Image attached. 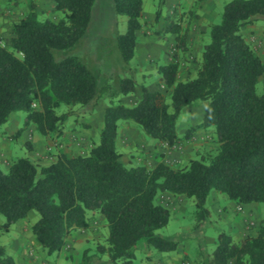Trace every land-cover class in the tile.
<instances>
[{
  "label": "trees",
  "instance_id": "obj_1",
  "mask_svg": "<svg viewBox=\"0 0 264 264\" xmlns=\"http://www.w3.org/2000/svg\"><path fill=\"white\" fill-rule=\"evenodd\" d=\"M27 1L26 14L10 24L9 36L0 37V127L13 113L24 111L23 125L12 138L34 126L40 136L55 142L63 136L75 106L95 105L105 97L108 104L99 140L87 153L59 150L47 163L20 156L6 171L0 165L3 229L36 211L39 217L31 231L36 244L51 255L63 248L74 230L87 229L93 213H100L107 235L97 244V253L89 256L85 251L81 264H132L142 239L161 252L178 248L177 241L157 234L170 219L169 208L157 200L162 192L193 198L197 226L209 216L206 202L212 190L238 205L264 203V90H257L264 60L243 31L264 17V0L227 2L221 21L209 25L210 41L194 74L185 79L179 72L189 50L187 28L176 21L175 8L160 31L176 35L171 60L158 66L165 91L143 86L132 105L121 96L136 88L129 63L135 56L137 31L143 27V0H112L114 11L127 17V30L117 35L116 45L129 73L123 71L115 82H101L100 71L78 55L56 56L84 36L95 0H51L53 10L63 13L59 20H39L36 3ZM159 17L157 10L156 20ZM204 102L200 122L180 132L181 112ZM63 105L68 110L59 112ZM122 121L169 146L212 128L216 152L191 158L180 167L164 161L151 167L127 166L117 145ZM211 262L264 264V214L254 234L234 240L221 233ZM0 264H17L1 241Z\"/></svg>",
  "mask_w": 264,
  "mask_h": 264
},
{
  "label": "rangeland",
  "instance_id": "obj_2",
  "mask_svg": "<svg viewBox=\"0 0 264 264\" xmlns=\"http://www.w3.org/2000/svg\"><path fill=\"white\" fill-rule=\"evenodd\" d=\"M12 8H6L7 16L6 23L10 25L13 21L22 18L27 11V0H9ZM231 0H191L189 6L181 4L176 5V21L180 22L183 29L187 28V35L193 27L201 26L200 31L190 38L188 42L189 50L184 57L181 58V66L179 76L181 79L192 76L197 67L198 59H200L204 45L210 41L209 25L219 23L222 18L224 5ZM37 5L39 20L51 18L59 20L63 17L61 11L53 10V2L51 0H34ZM168 0H143L142 17L144 34H150L154 38L159 39L163 35V44L166 45L167 36L161 33V28H157V22L154 18L157 10L160 14H166L170 8ZM9 9V11H8ZM13 10V11H12ZM175 10V9H174ZM174 12V11H173ZM208 12V13H207ZM172 15V14H171ZM168 16H165L166 19ZM164 19V20H165ZM5 24V23H4ZM165 24V23H164ZM4 29L0 31V37L6 38L8 35ZM127 30V17L123 14H118L114 11L112 0H95L92 9V16L88 30L84 36L72 47L57 51L58 58L68 55H78L86 60L94 70L100 71L101 82L106 78L117 80V75L123 76L128 71L124 70L123 61L116 45V37L118 34H123ZM243 31L248 37L253 47L257 50L264 60V17L255 20L253 23L245 25ZM157 42V41H156ZM153 45L155 44L152 43ZM175 49L169 48L168 56L172 58ZM144 59L146 64H140V60ZM142 61V60H141ZM163 64L161 58L149 57L145 53L139 56V59L134 56L130 61L129 66L132 69V74L136 79V88H141L149 82V80L160 81V73L158 66ZM125 71V73L123 72ZM129 73V72H128ZM127 73V74H128ZM152 77V78H150ZM150 78V79H149ZM144 83V84H143ZM159 86V90L165 91L164 86ZM258 92L264 90V76L257 84ZM133 93L121 96V100L131 105L133 103ZM125 97V98H123ZM106 106L108 98H102ZM204 103H196L186 107L180 114L177 128L180 132H184L188 127L200 122L204 108ZM91 104L77 105L74 107L75 114L68 117L64 124V129L68 124L77 121L74 124L76 127L70 130L71 136L69 141L61 142L53 141L54 145L45 146V155L51 161L58 154L59 150H64L72 153H87L94 143L99 140V128L97 126L91 129V125L87 122H78L87 115L92 116L93 124H98L100 115H94ZM68 110V106H61L58 111L63 112ZM25 112L17 111L13 113L17 130L23 125ZM103 122V121H102ZM11 122H6L0 127V132H3L5 127ZM132 134L122 136L118 150L122 153V161L127 166L147 165L154 166L159 161H164L172 166L180 167L188 163L191 158H200L201 155H211L216 152V137L212 128L200 129L191 138L169 146L159 140H156L147 135L142 128L131 123ZM102 126V123H101ZM71 129V127L69 128ZM78 130L80 134L72 132ZM46 138V137H43ZM62 138V137H61ZM60 138V139H61ZM130 138V139H129ZM50 139V138H47ZM59 139V140H60ZM19 140V141H18ZM21 139L16 142H11V148L14 150L12 158L28 155L27 149L21 144ZM0 163L3 170H7L9 157H2ZM41 163L49 161L36 160ZM218 197V202L214 203L212 197ZM180 197V196H175ZM184 200L174 207H169L170 219L168 224L157 230V234L172 239L178 242V248L175 251L161 252L153 247L147 246L142 239L135 249L136 258L132 264H213L211 262L213 251L219 242L221 233H227L234 240H238L236 236L235 221H241V236L256 232L261 216L264 214V203L253 204L252 207H244L242 205L233 204L231 200L223 193L212 190L207 198L206 206L209 209V216L199 225H196L195 218V203L194 199L184 196ZM160 200L171 203L169 198L161 197ZM224 208L223 211L219 209ZM223 213H227L224 217ZM90 214V212H89ZM39 214L36 211H31L26 219H22L10 226L8 230L3 229L2 225L5 217L0 214V241L5 247L6 253L16 258L14 251L15 240L19 237L31 239L34 237L31 231V225L38 219ZM97 220V216L95 217ZM98 223V222H97ZM78 230V229H76ZM74 230V231H76ZM82 230V229H81ZM85 233L87 241L85 246L81 248L79 254L81 257L86 253L91 256L96 252L98 243L103 242L107 235L106 220L105 226L101 223L81 231ZM79 255V256H80ZM55 256L51 254L49 259ZM173 257L176 260L172 259ZM95 260V256L93 257ZM102 260H106V256H102ZM93 260V261H94ZM96 261V260H95ZM102 263V262H100ZM105 264V263H102ZM116 264H122L118 262Z\"/></svg>",
  "mask_w": 264,
  "mask_h": 264
},
{
  "label": "crops",
  "instance_id": "obj_3",
  "mask_svg": "<svg viewBox=\"0 0 264 264\" xmlns=\"http://www.w3.org/2000/svg\"><path fill=\"white\" fill-rule=\"evenodd\" d=\"M170 8L167 11V13L164 15L160 14V17L158 18V20H156V18H154L157 22V28L158 29H162L164 22H165V16H170L174 9L176 8L177 4H181L183 6H189L190 5V1L191 0H168ZM9 0H0V31L3 30L5 27V31H7L6 35H10V25H8L6 23L7 18L9 16L6 15L5 13V9L12 8V5H10ZM8 9V11H9ZM13 11V10H12ZM208 13V12H207ZM5 23V24H4ZM202 27L198 26L197 27H193L192 30L189 31L188 35H187V41H190V38H192L195 33H197V31H200ZM144 30L140 29L137 31V44H136V50H135V57L139 59V56L142 53H145L146 55H149V57H153V58H161L163 64L169 62L171 60V58L168 56V51L169 48L172 47V49H175V37L176 35L171 33V34H166L167 36V40H166V45H164L163 43V35L162 37L159 36V39L154 38L152 35L150 34H144ZM157 41V42H156ZM155 44L153 45L152 43ZM142 60V61H141ZM140 60V64L144 65L146 64V61L144 59ZM152 78V77H150ZM149 78V79H150ZM160 81H158L161 85L160 86H164L163 82L161 81V79H159ZM157 80H149V82H145L147 84H145L144 86H146L149 90L155 91V90H159V86H157L158 84ZM144 84V83H143ZM141 92L142 89L139 90L138 88H135V96L133 98V103L134 104L136 102V99L140 98L141 96ZM125 98V97H123ZM103 101H98L97 104L95 105H90L91 108L93 109V111L95 112L94 115H100V117L98 118V124L94 125L93 124V118L90 115H87L86 117L82 118V119H78V122H87L88 124L91 125V129L95 126H97V128H101V123L103 121V114H104V109L106 107V105L104 103H102ZM131 104V105H132ZM13 114L10 116L9 119V123L3 132H0V163H2V157H4L5 155L7 157H9V163L7 164V168L10 165L11 161L13 160L12 156L14 154V150L11 148V142L14 140L16 142V140L18 138L21 139V144L27 149V153L29 156L32 157L33 160H38L41 159V161H49L48 157L45 155V151L44 148L45 146H51L54 145L53 141L51 139H47V138H43L42 136H40L34 126H29L23 133L20 134V136H18L17 138H12L13 135L16 134L17 127L15 123V120L13 119ZM77 121H74L73 123H70L67 125V127L64 129V134L62 136V138L59 140L58 142H67L70 139L71 133L70 130L74 129L76 126L74 124H76ZM131 122L130 121H122L121 125H120V129H119V137L117 139V145L120 144V140L122 139V136H129L131 138V134H132V130H131ZM71 127V129H69ZM78 130L72 132L75 134H80L79 132H77ZM129 138V139H130ZM19 141V140H18ZM56 142V141H55ZM180 197H175V195L168 193V192H162L158 195V202L169 207H174L176 204H179L180 202H182V200H184L183 198L184 195H179ZM161 197H167L169 198V200L171 201L170 204H168L167 202H164L162 200H160ZM212 201L214 203L218 202V197L215 195L214 197H212ZM233 204L236 205L235 202L231 201ZM253 204L256 203H250V204H245L242 205L244 207H252ZM224 208L219 209V211L221 210V212L223 211ZM224 217H227V213H223ZM97 216V220L96 217ZM101 223L103 226H105V218L103 217V215H101L100 213H93L91 215V219H90V224L89 227L91 229L94 228L95 224L96 226L98 225V223ZM88 227V228H89ZM234 227L236 228V236L237 239H241L243 236H241L242 232H241V221H235ZM87 228V229H88ZM84 230V229H82ZM81 229H78L76 231H73L67 238L65 245L63 246V248L58 252L54 254V258L53 259H49L48 256L35 242L34 237L31 239H26L23 237H19L17 238L16 243L14 244V251L16 253V262L17 264H81L82 262V258L85 254H83V256L81 257V255L79 254L80 250L82 247L85 246L86 243H84L85 241H87V237H83L85 236V233L81 232ZM255 233V232H254ZM252 233V234H254ZM80 255V256H79ZM172 259L176 260L175 257H173ZM96 263H98V260H96Z\"/></svg>",
  "mask_w": 264,
  "mask_h": 264
}]
</instances>
